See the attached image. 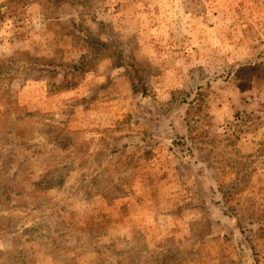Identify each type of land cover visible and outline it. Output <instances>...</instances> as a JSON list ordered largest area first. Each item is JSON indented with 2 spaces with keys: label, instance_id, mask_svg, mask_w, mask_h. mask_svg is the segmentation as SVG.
Returning a JSON list of instances; mask_svg holds the SVG:
<instances>
[{
  "label": "rangeland",
  "instance_id": "1",
  "mask_svg": "<svg viewBox=\"0 0 264 264\" xmlns=\"http://www.w3.org/2000/svg\"><path fill=\"white\" fill-rule=\"evenodd\" d=\"M0 264H264V0H0Z\"/></svg>",
  "mask_w": 264,
  "mask_h": 264
},
{
  "label": "trees",
  "instance_id": "2",
  "mask_svg": "<svg viewBox=\"0 0 264 264\" xmlns=\"http://www.w3.org/2000/svg\"><path fill=\"white\" fill-rule=\"evenodd\" d=\"M103 28L104 24H102L100 30L97 31H90L89 29L82 31L84 40H88V42L93 40V42L90 45L91 49H89L88 52L85 51L76 63L68 66L63 64L56 65L54 63H48V66L53 67L51 69L56 71L57 75H60L62 77L60 83H63L67 80V83H69V81H73V79L76 81L78 77L80 78L82 75L87 73L92 67V61L94 62L97 60L100 61L109 59L116 64V67L126 72L127 78L131 82L132 93L134 95L142 93L143 90L146 91L147 88L143 83L142 76L140 75L139 70L133 62L129 61L124 56V49L118 44L109 42L107 40L108 38H106V40L103 39ZM39 65L42 64H33L34 67H38ZM76 85L77 84L72 87L70 84H67L65 89L73 90L75 89ZM63 89L64 88H62V90ZM3 191L5 192V188L3 189Z\"/></svg>",
  "mask_w": 264,
  "mask_h": 264
}]
</instances>
